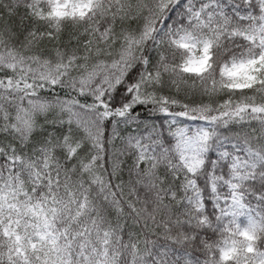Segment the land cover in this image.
Here are the masks:
<instances>
[{"label":"snow or ice","instance_id":"snow-or-ice-1","mask_svg":"<svg viewBox=\"0 0 264 264\" xmlns=\"http://www.w3.org/2000/svg\"><path fill=\"white\" fill-rule=\"evenodd\" d=\"M0 264H264V0H0Z\"/></svg>","mask_w":264,"mask_h":264}]
</instances>
